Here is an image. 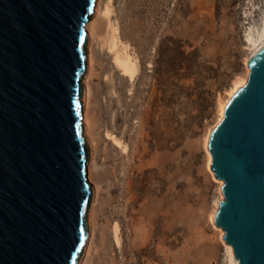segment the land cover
<instances>
[{
    "label": "rangeland",
    "instance_id": "obj_1",
    "mask_svg": "<svg viewBox=\"0 0 264 264\" xmlns=\"http://www.w3.org/2000/svg\"><path fill=\"white\" fill-rule=\"evenodd\" d=\"M105 1L138 73L122 76L90 40L84 109L98 190L82 264H230L210 221L223 197L204 141L249 73L247 39L261 29L264 0Z\"/></svg>",
    "mask_w": 264,
    "mask_h": 264
},
{
    "label": "water",
    "instance_id": "obj_2",
    "mask_svg": "<svg viewBox=\"0 0 264 264\" xmlns=\"http://www.w3.org/2000/svg\"><path fill=\"white\" fill-rule=\"evenodd\" d=\"M97 0H0V264H82L95 198L84 81ZM209 131L236 264H264V43Z\"/></svg>",
    "mask_w": 264,
    "mask_h": 264
},
{
    "label": "bare ground",
    "instance_id": "obj_3",
    "mask_svg": "<svg viewBox=\"0 0 264 264\" xmlns=\"http://www.w3.org/2000/svg\"><path fill=\"white\" fill-rule=\"evenodd\" d=\"M106 2V1H105ZM101 0H97V5H96V11L94 14L93 20L89 23L88 25V31L90 34V40L91 42H95L97 47L100 49V51H106L111 59H112V64L114 68L121 73L122 76L128 78L129 80H132L135 75L138 73V64L136 60L128 53L125 47L121 46V42L119 40L118 36V31L115 25L111 21V7L109 1L106 2L102 7L100 6ZM98 17H100L97 21H95ZM249 45L251 46V54L250 56L264 43V18L262 21V26L259 32L257 33L256 36L249 35L247 39ZM91 50H90V61H89V70L92 69V55H91ZM249 56V57H250ZM248 61V59H247ZM246 61V62H247ZM247 67V66H246ZM247 75L248 72H246L245 77L238 79L237 81L234 82L233 86L227 91V99L223 102L219 103L218 106V116L216 119L215 124L211 127L214 128L215 125L220 122V120L223 117V108L227 104L228 100L232 97V95L237 91L238 88L242 87L247 80ZM86 107V105H85ZM87 109H84V124H85V138L89 139L91 136V122L89 118V114L87 112ZM209 129L206 136H205V141L204 144L207 146V140H208V135ZM108 133V132H107ZM105 135V140L110 141L112 144V148L116 147L119 149H124L123 144H121L120 140H118L116 137L112 136V134H107ZM115 149V148H114ZM207 160L208 164H210V157L209 154L207 153ZM88 171H89V181L94 185L95 192L98 190V184L93 181L92 179V166L91 163L88 166ZM213 177V175H212ZM214 180V179H213ZM215 181V180H214ZM216 182V181H215ZM219 185H222L221 182H217ZM220 202V200H219ZM218 202V203H219ZM218 205V204H217ZM216 205V207H217ZM216 211V208L210 215V221L212 222L213 215ZM92 219V217H91ZM95 219V218H94ZM112 234L115 239V242L118 244L119 243V225L117 223L113 224L112 227ZM224 247L227 250V253L230 258V264H236V261L234 260L232 256V250L229 246H226L223 243Z\"/></svg>",
    "mask_w": 264,
    "mask_h": 264
}]
</instances>
